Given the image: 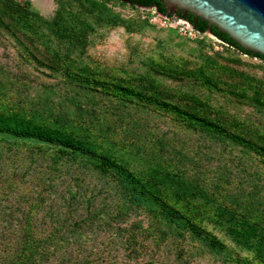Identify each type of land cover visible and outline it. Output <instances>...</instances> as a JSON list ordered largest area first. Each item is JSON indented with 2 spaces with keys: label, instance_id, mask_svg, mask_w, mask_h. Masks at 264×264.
Instances as JSON below:
<instances>
[{
  "label": "trees",
  "instance_id": "16d2710c",
  "mask_svg": "<svg viewBox=\"0 0 264 264\" xmlns=\"http://www.w3.org/2000/svg\"><path fill=\"white\" fill-rule=\"evenodd\" d=\"M55 2L48 17L31 0H0L9 60L54 80L30 93L32 73L0 63V264H101L87 227L106 229L128 258L109 254L103 263L156 264L167 249L179 261L172 264L202 256L264 264V55L216 26L217 38L207 35L209 22L191 12H170L165 21L178 24L157 27L151 19L167 13L163 0ZM116 2L158 12L128 18ZM182 18L194 30L180 32ZM116 26L166 32L161 46L192 42V56L161 50L140 60L143 68L87 57L92 36ZM19 180L43 186L21 214L4 206L23 196Z\"/></svg>",
  "mask_w": 264,
  "mask_h": 264
},
{
  "label": "rangeland",
  "instance_id": "374dc122",
  "mask_svg": "<svg viewBox=\"0 0 264 264\" xmlns=\"http://www.w3.org/2000/svg\"><path fill=\"white\" fill-rule=\"evenodd\" d=\"M32 3L40 9V11L50 17L54 14L55 9L57 7V3L55 0H31ZM113 6L115 10L119 11L121 14H123L125 17H137V18H145L147 17L146 12L142 8L137 9L133 8L132 5H122L119 2L113 3ZM152 22L157 25V27L161 26H176L178 23L177 21H174L172 24H169L168 22L164 21V17L158 14H154L152 16ZM181 23V21H179ZM183 25V24H182ZM186 26L180 27V32H185ZM167 35L166 32H158L155 29L148 28L146 31L143 32H129L122 26H116L113 28H107V29H99V34H94L92 36L93 40L90 43L87 51V57L93 58L95 60H99L105 64L108 65H127L131 67L136 68H143V64L140 60H146V58L150 54H156L160 52L161 50H164L168 54H174L177 56H185V57H191L188 52V47L193 46L194 43L190 42L188 44H184L185 47L182 45L176 43V42H167L165 41L163 43V46H161L159 43L158 38L160 36ZM158 36V37H157ZM189 36H193L189 33ZM157 37V38H156ZM212 37V36H211ZM12 39L10 37L0 38V63L5 64L6 62L9 63V65L12 67L13 72H18V74H31L33 77L32 87L28 90L30 93H34L38 91L39 89H42L43 83H53L54 80L50 79L49 76L42 73L41 71H36V67H34L32 64L26 63V64H20L17 60H9L10 51L13 50V45L11 44ZM212 44L215 46V49H222V46L217 43V41L214 39L212 41ZM190 48V47H189ZM208 51L212 53V49L209 48ZM12 52V51H11ZM54 85V84H53ZM56 88H58L56 86ZM232 109L233 107L229 105ZM237 109V107H235ZM246 112V110L244 109ZM151 120V122L154 125H157V127L161 128H169L167 123L164 120L157 119L156 121ZM151 123V124H152ZM176 130L180 132L181 129H178L175 127ZM171 133H169V136ZM176 134H179L176 132ZM182 135V134H181ZM174 136V134L172 135ZM192 139V138H190ZM191 143L194 144L192 141ZM197 145V144H194ZM13 157L8 162L11 166H14L13 164L17 163L20 171L22 169L21 165L16 159V162L13 163ZM21 163V161H20ZM36 165V164H34ZM37 170L35 168H31L29 171V174H27L26 177L30 178L37 174ZM31 182V181H30ZM43 186L38 183H32L30 184L29 181H18V190L19 193H21L23 196H12L9 199H4V206H11L13 209H18L17 214H21L20 210H28L29 205L33 201V196L38 194V191H41ZM47 195V194H46ZM28 198V199H26ZM11 204V205H9ZM7 208V207H6ZM133 218V217H132ZM134 219V218H133ZM44 228L45 225H42ZM94 229V230H93ZM215 233L224 240L229 246H234L235 244L231 241V239L226 236L221 230L214 229ZM88 236H91V240L93 243V250L95 251L96 255L98 256V261L101 262V264H111V261L102 262L101 259L103 256L114 255L119 256L115 257L119 260V263H124V261H128V258L124 256H120L117 252L116 244L109 245V242L111 239H108V236H113L109 234H105L106 229H97L95 227L92 228V230L87 227ZM96 233V234H95ZM96 236L97 238H95ZM94 237V238H93ZM108 239V240H107ZM2 242V241H1ZM0 242V243H1ZM108 243V244H107ZM2 244V243H1ZM148 244L152 245L151 240H148ZM91 245V241H90ZM76 246H73L72 249H75ZM168 253L167 249H164L163 255L156 262V264H166V262L177 263L179 261L175 260L173 258L174 256L166 254ZM245 253V252H244ZM3 256H9L8 254H4ZM148 258V256H146ZM173 258L172 261H169ZM60 260L59 257L55 258V260L49 261L46 264H56ZM132 264H149L145 263L143 260H133L129 261ZM181 263V262H180ZM195 264H221V261L216 262L214 259H212L210 256H202L197 257L195 259Z\"/></svg>",
  "mask_w": 264,
  "mask_h": 264
},
{
  "label": "water",
  "instance_id": "95a60500",
  "mask_svg": "<svg viewBox=\"0 0 264 264\" xmlns=\"http://www.w3.org/2000/svg\"><path fill=\"white\" fill-rule=\"evenodd\" d=\"M169 17L170 12L178 10L191 12L209 22L206 34L217 38L212 26L227 33L243 48L264 55V0H163ZM144 10L158 12L157 6L138 4ZM181 24L194 30V25L182 18Z\"/></svg>",
  "mask_w": 264,
  "mask_h": 264
},
{
  "label": "built area",
  "instance_id": "2783aa9c",
  "mask_svg": "<svg viewBox=\"0 0 264 264\" xmlns=\"http://www.w3.org/2000/svg\"><path fill=\"white\" fill-rule=\"evenodd\" d=\"M164 21H165V20H164ZM186 29H187V28H186ZM186 29H185V30H186Z\"/></svg>",
  "mask_w": 264,
  "mask_h": 264
}]
</instances>
